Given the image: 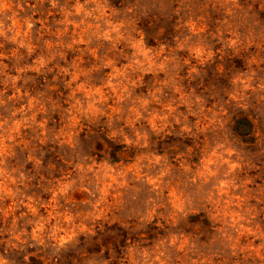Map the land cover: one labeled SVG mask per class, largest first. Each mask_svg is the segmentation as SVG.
<instances>
[{
	"label": "rangeland",
	"instance_id": "1",
	"mask_svg": "<svg viewBox=\"0 0 264 264\" xmlns=\"http://www.w3.org/2000/svg\"><path fill=\"white\" fill-rule=\"evenodd\" d=\"M0 264H264V0H0Z\"/></svg>",
	"mask_w": 264,
	"mask_h": 264
},
{
	"label": "trees",
	"instance_id": "2",
	"mask_svg": "<svg viewBox=\"0 0 264 264\" xmlns=\"http://www.w3.org/2000/svg\"><path fill=\"white\" fill-rule=\"evenodd\" d=\"M242 117H244V118H242V120H241V122H240L239 125H241V124H246V126H247L246 131H248V132H252V130H253V125H252L251 121H250L248 118H245V117H247V116H242ZM237 127H238V126H237Z\"/></svg>",
	"mask_w": 264,
	"mask_h": 264
}]
</instances>
